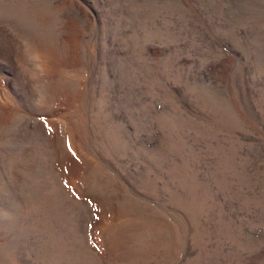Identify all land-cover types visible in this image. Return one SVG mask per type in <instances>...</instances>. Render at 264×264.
Masks as SVG:
<instances>
[{
  "label": "rangeland",
  "instance_id": "rangeland-1",
  "mask_svg": "<svg viewBox=\"0 0 264 264\" xmlns=\"http://www.w3.org/2000/svg\"><path fill=\"white\" fill-rule=\"evenodd\" d=\"M0 264H264V0H0Z\"/></svg>",
  "mask_w": 264,
  "mask_h": 264
},
{
  "label": "snow or ice",
  "instance_id": "snow-or-ice-1",
  "mask_svg": "<svg viewBox=\"0 0 264 264\" xmlns=\"http://www.w3.org/2000/svg\"><path fill=\"white\" fill-rule=\"evenodd\" d=\"M71 150V149H70Z\"/></svg>",
  "mask_w": 264,
  "mask_h": 264
}]
</instances>
